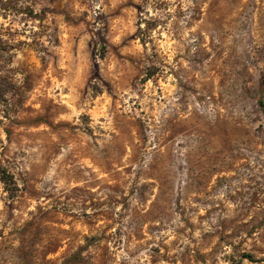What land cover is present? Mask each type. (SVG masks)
Here are the masks:
<instances>
[{"label": "rangeland", "instance_id": "rangeland-1", "mask_svg": "<svg viewBox=\"0 0 264 264\" xmlns=\"http://www.w3.org/2000/svg\"><path fill=\"white\" fill-rule=\"evenodd\" d=\"M0 87V264H264V0H0Z\"/></svg>", "mask_w": 264, "mask_h": 264}, {"label": "trees", "instance_id": "trees-1", "mask_svg": "<svg viewBox=\"0 0 264 264\" xmlns=\"http://www.w3.org/2000/svg\"><path fill=\"white\" fill-rule=\"evenodd\" d=\"M3 95H4L3 89L2 87H0V97L2 98ZM0 180L8 186L15 184L14 178L7 172L5 168L3 169L1 166H0ZM9 189L12 190L13 187H9Z\"/></svg>", "mask_w": 264, "mask_h": 264}]
</instances>
